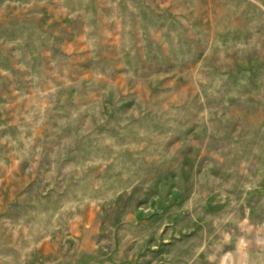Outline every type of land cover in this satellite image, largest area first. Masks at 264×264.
I'll list each match as a JSON object with an SVG mask.
<instances>
[{
    "label": "rangeland",
    "instance_id": "374dc122",
    "mask_svg": "<svg viewBox=\"0 0 264 264\" xmlns=\"http://www.w3.org/2000/svg\"><path fill=\"white\" fill-rule=\"evenodd\" d=\"M0 264H264V0H0Z\"/></svg>",
    "mask_w": 264,
    "mask_h": 264
}]
</instances>
